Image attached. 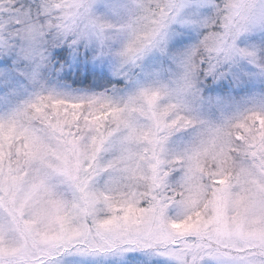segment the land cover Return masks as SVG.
Returning a JSON list of instances; mask_svg holds the SVG:
<instances>
[{"label":"snow or ice","instance_id":"1","mask_svg":"<svg viewBox=\"0 0 264 264\" xmlns=\"http://www.w3.org/2000/svg\"><path fill=\"white\" fill-rule=\"evenodd\" d=\"M0 264H264V0H0Z\"/></svg>","mask_w":264,"mask_h":264}]
</instances>
